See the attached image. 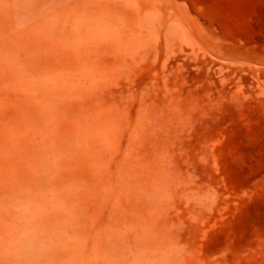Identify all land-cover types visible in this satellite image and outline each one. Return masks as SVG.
Listing matches in <instances>:
<instances>
[{
    "label": "rangeland",
    "instance_id": "1",
    "mask_svg": "<svg viewBox=\"0 0 264 264\" xmlns=\"http://www.w3.org/2000/svg\"><path fill=\"white\" fill-rule=\"evenodd\" d=\"M0 264H264V0H0Z\"/></svg>",
    "mask_w": 264,
    "mask_h": 264
}]
</instances>
